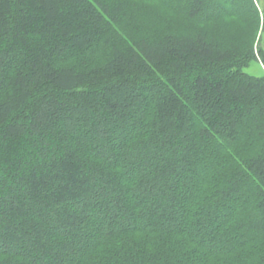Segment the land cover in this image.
<instances>
[{"label":"trees","instance_id":"1","mask_svg":"<svg viewBox=\"0 0 264 264\" xmlns=\"http://www.w3.org/2000/svg\"><path fill=\"white\" fill-rule=\"evenodd\" d=\"M264 0H0V264H264Z\"/></svg>","mask_w":264,"mask_h":264},{"label":"rangeland","instance_id":"2","mask_svg":"<svg viewBox=\"0 0 264 264\" xmlns=\"http://www.w3.org/2000/svg\"><path fill=\"white\" fill-rule=\"evenodd\" d=\"M261 42H262V46L264 47V33ZM244 71L254 76L263 75L264 64L260 60H253L246 68H244Z\"/></svg>","mask_w":264,"mask_h":264}]
</instances>
